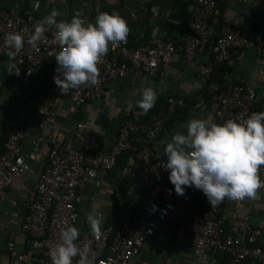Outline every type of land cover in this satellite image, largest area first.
<instances>
[{"label":"built area","instance_id":"1","mask_svg":"<svg viewBox=\"0 0 264 264\" xmlns=\"http://www.w3.org/2000/svg\"><path fill=\"white\" fill-rule=\"evenodd\" d=\"M95 1L101 4L103 0ZM233 1L248 5L249 14L255 20L254 10L263 0H195L183 43L159 40L134 45L137 38L128 32L125 42L109 43L108 52L97 64L99 75L95 85L85 84L75 90L61 91L54 83L51 101L37 113L36 136L31 140L29 151L21 150L23 130L19 123L14 118L6 123L5 151L0 155V202L6 199L7 188L17 177L33 171L32 162L38 160L42 145L49 143L48 165L29 184L34 199L20 226L22 233L33 237L32 250L16 253L15 242L9 241L8 253L14 255L8 264H51L48 253L60 242L61 228L77 227L81 191L115 169L126 182L136 181L146 195L142 198V211L137 219L122 223L117 232L104 224L99 237H92L90 231L80 233L77 244L88 247L92 264H130L158 231L179 246H193L200 256L226 253L228 264H264L263 230L253 226L247 214L234 213L233 218L238 223L235 229H228L223 216L227 198L211 207L205 195L194 187H186L184 195L178 196L168 179V171L163 167L166 159H153L150 143L159 138L170 116L179 106L186 104L185 99L168 97L166 103L150 115L149 121H141V111L122 119L119 133L106 155L85 152L74 146L65 147L52 134L54 116L65 98L79 105L99 99L106 83L130 72L155 77L162 63L172 60L177 52H183L184 59L202 76H209L217 64L230 61L233 51L251 49L256 52V68L264 75L262 33L252 34L251 27L246 25L225 24L214 34L210 26L218 5ZM131 16L136 17V13L131 12ZM43 18L35 10L21 5L0 7V58L8 60L4 34L21 33L25 43L14 63L35 78L45 77L43 65L52 61L60 50L53 39L54 28L47 26L43 38L35 46L27 43L34 26ZM211 39L212 57L205 62L203 56ZM258 101L254 84L239 83L226 73L222 85L216 84L213 88L210 104L205 106L198 102L194 107H208L217 124H221L228 119L243 121L253 112ZM128 152L126 163L118 167L120 157ZM181 208L187 210L188 216L179 222L174 217ZM79 259L74 257L72 264H77Z\"/></svg>","mask_w":264,"mask_h":264},{"label":"crops","instance_id":"2","mask_svg":"<svg viewBox=\"0 0 264 264\" xmlns=\"http://www.w3.org/2000/svg\"><path fill=\"white\" fill-rule=\"evenodd\" d=\"M195 4V0H103L101 4L95 0H0V7L21 5L23 8L35 10L41 17L55 8L61 13L56 17L57 21H70L74 14L79 13L86 23L94 24L100 12L111 13L115 10L126 20L129 33L137 38L134 45L159 40L183 43ZM256 7L253 14L256 19L253 20L248 5L237 1L221 2L210 19L214 34L225 24L251 27L256 23L257 27L252 31L264 35V0ZM131 12H135L136 17H132ZM211 40L203 56L205 62L212 57L213 39ZM0 62L6 65L8 60L0 58ZM229 62L232 66V71L227 72L229 77L242 84H254L259 101L264 102V75L256 68V52L251 49L234 51ZM19 69L20 75L17 76L15 73L9 74L4 70V65H0V155L5 151L7 140L5 125L13 118L23 130L21 150L27 152L31 149V140L36 136L37 113L52 99L53 77L56 73L51 60L43 65L44 78L29 76L23 67ZM209 78L210 75L202 76L196 67L190 65L184 59L183 52H177L172 60L162 63L155 77L130 72L125 77L106 83L99 99L79 105L65 98L54 116L52 134L65 147L74 146L85 152L106 155L115 142L122 119L141 111L136 102L141 98L140 94L144 88L151 87L156 92L155 103L170 96H177L187 99L190 103L199 102L206 106L210 104L212 90L216 86V83H208ZM203 107L193 106L183 121L170 130H164L159 138L150 143L155 157L167 159L163 151L165 143L176 133H186L188 120L200 118L217 124L213 112L208 107ZM144 116L145 114L140 117L141 121H145ZM48 150L49 143L43 144L38 160L32 162L33 171L17 177L7 188L6 199L0 202L2 264H8L10 257L14 255L8 253L9 241L15 242L16 253H29L32 250H25L28 236L21 232L20 226L34 199L29 184L48 165ZM258 174L260 179L264 180V166L260 167ZM80 194L82 202L77 228L81 233L90 231L86 217L93 209L98 215L100 227L114 218L119 223L135 221L142 211V198L146 191L141 189L136 181L126 182L117 170H113L102 176L99 182L87 185ZM183 211L186 209L181 208L175 213L176 221H179L180 215L182 218L187 214ZM234 213L241 216L247 214L249 222L263 230L264 244V187L258 189L256 197L251 200L246 198L237 202L227 199L223 216L226 227L231 230L235 229L238 223V220L233 218ZM221 254L200 256L193 246H179L168 241L166 234L158 231L130 264H221Z\"/></svg>","mask_w":264,"mask_h":264},{"label":"clouds","instance_id":"3","mask_svg":"<svg viewBox=\"0 0 264 264\" xmlns=\"http://www.w3.org/2000/svg\"><path fill=\"white\" fill-rule=\"evenodd\" d=\"M59 15L55 8L46 14L34 26L27 43L35 46L43 38L46 26L54 28L53 39L60 46L55 56V85L61 91L95 85L99 75L97 64L108 52L109 43L127 39L126 20L115 10L100 12L94 24L86 23L79 13L70 21H57ZM3 41L8 49V63L0 65L9 74L19 76L14 59L24 47V38L19 32H9L4 34ZM140 96L137 107L147 114L155 104L156 92L146 87ZM163 151L167 157L163 167L178 196L184 195L186 187H194L205 195L211 207L225 198L237 202L254 199L257 190L264 187L258 174L264 166V111L252 112L243 121L228 119L221 124L192 118L186 122V133L172 135ZM86 222L91 236L99 237L101 227L95 209L87 215ZM79 235L75 226L61 228L60 242L48 253L51 264H72L74 257L80 258L77 264H92L88 247L77 244Z\"/></svg>","mask_w":264,"mask_h":264},{"label":"trees","instance_id":"4","mask_svg":"<svg viewBox=\"0 0 264 264\" xmlns=\"http://www.w3.org/2000/svg\"><path fill=\"white\" fill-rule=\"evenodd\" d=\"M113 9H115V8H113ZM256 27H257L256 26V23H254V24H252L251 29L254 30V29H256ZM251 32H252V34L255 33L253 31H251ZM56 66H57V64H56V61H55V58H54L52 60V67L55 68ZM231 71H232V66H231V64H230L229 61H226V62H222V63L217 64L215 66L214 72L210 75V78L208 80V83H210V84H212V83H216L217 84L218 83V85L221 86L222 83H223V81H224L225 74L227 72H231ZM204 93L207 94V91H205ZM167 100H168V98L165 99V100L161 99V101L155 103L154 106L147 112V114H145V116H144L145 121L149 120L150 115L153 112L157 111L160 107H162L166 103ZM185 102H186L185 105L179 106L177 108V110L170 116V118L168 119V121L165 123L164 130H170L173 127H175L177 125V123L183 121L186 118L189 110L195 105L194 103L188 102L187 99H185ZM263 109H264V102L258 101L255 104V106L253 107V112H260V111H263ZM164 130L162 131V133L164 132ZM129 154L130 153L128 152V153H126V154H124V155H122L120 157L119 163H118L119 164L118 167L119 166H123L126 163ZM153 159L156 160V159H158V157H155L154 156ZM163 159H165V158H163ZM115 170H117V169H115ZM185 212L187 213V210L186 211H183V213H185ZM187 216H188V214L183 215L182 218H181V215H180L179 222L187 219ZM106 225L112 226L113 229H114V231L117 232L120 229L122 223H119L114 218V219H109L106 222ZM27 236H28V243L26 245V249H25L26 251L32 248V240H33V237L32 236H30V235H27ZM220 257H221V260H222V261H220L221 264H228L229 263V256L226 253H222L220 255Z\"/></svg>","mask_w":264,"mask_h":264}]
</instances>
